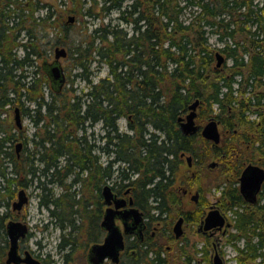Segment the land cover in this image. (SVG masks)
I'll return each instance as SVG.
<instances>
[{
	"label": "trees",
	"instance_id": "16d2710c",
	"mask_svg": "<svg viewBox=\"0 0 264 264\" xmlns=\"http://www.w3.org/2000/svg\"><path fill=\"white\" fill-rule=\"evenodd\" d=\"M65 12L98 23L76 28L63 22ZM56 45L67 48L74 70L60 90L43 66ZM217 51L230 64L216 67ZM103 67L107 74L95 79ZM195 99L198 124L215 118L227 131L218 144L181 132L178 117ZM7 105L38 126L21 158L13 146L18 132L6 133L18 130L2 117ZM187 155L195 165L227 156L233 170L246 160L264 166V0H0V199L9 204L32 183L40 196L51 195L53 217L69 228L58 244L64 264H81L80 254L100 241L107 183L118 193L129 187L146 223L163 222L164 236L170 210L182 202L176 183ZM224 183L219 200L232 219L227 241L235 260L264 264V182L253 204L237 181ZM189 218L199 222L201 212ZM125 241L120 261L106 264H170L153 237Z\"/></svg>",
	"mask_w": 264,
	"mask_h": 264
},
{
	"label": "rangeland",
	"instance_id": "374dc122",
	"mask_svg": "<svg viewBox=\"0 0 264 264\" xmlns=\"http://www.w3.org/2000/svg\"><path fill=\"white\" fill-rule=\"evenodd\" d=\"M58 1V0H57ZM54 6L57 8L64 7L63 5L57 6L54 1ZM63 9V8H61ZM116 12L110 13L109 17L114 18L116 16ZM73 15L75 20L71 23L74 27H81L83 29V25L86 27H95L98 23L97 20L91 22L83 23L81 18L71 12L64 13L63 22L70 23L68 21V17ZM85 19V18H84ZM108 16L105 17V21H107ZM66 20V21H65ZM123 25L128 31H130V25ZM81 31V29H80ZM211 42L215 43L214 37L211 38ZM53 50L50 52L48 56V60H53ZM219 52V51H217ZM22 50H18V55H21ZM222 54V53H221ZM224 57V62L226 64H230V59L227 60L226 55L222 54ZM217 58H215L216 65ZM222 63V64H223ZM61 66L65 69L67 73L71 67V61L69 56L60 59ZM222 66V65H221ZM220 66V67H221ZM218 67V68H220ZM31 72L35 71V67L30 68ZM71 73V77L74 73V70ZM107 74V69L103 67L100 71H97L95 74V79L99 76H105ZM80 86L83 87V81L80 82ZM47 99L50 98V94L48 91L45 93ZM30 102H27V106ZM29 107V106H28ZM8 111V112H7ZM5 114H2V117H5L8 122L13 120V108L8 109ZM207 122L205 119L203 122L199 123L200 126L204 125ZM21 123L23 125V131L21 133L28 140V146H32L31 137L33 133L36 131L38 126H35L29 116L25 118L22 117ZM196 123L198 124L197 120ZM15 124V123H14ZM125 120L120 119V127L124 128ZM9 127V126H8ZM40 128V127H39ZM35 130V131H34ZM96 133L100 131V124H97L94 128ZM16 131L15 128L6 132L13 133ZM219 131L221 135L220 141L224 138V134L227 133L226 130L219 123ZM17 133V131H16ZM8 145V144H7ZM9 150V147H8ZM251 157V154H249ZM227 156L218 157L212 156L207 158L205 162H202L200 165H195L192 162L191 166L187 164L186 159L184 158V164L181 166L178 181L176 183V188L178 193L181 195V204L177 206H173L170 210V215L168 217L169 230H167L164 236L162 235V227L163 222L156 224V220L151 221V232L154 231L153 238L156 242L160 243L162 248L164 249V256L170 264H188L189 257H192L193 260L189 264H214L213 256L215 251L220 255L223 264H239L235 260V250L231 243L227 241V234L232 230V226L224 227L222 230L215 232L210 235L209 233L202 232L199 230L200 222L191 221L189 217H193L196 213L201 212V219L206 215L211 205H215L226 217V220L232 224V219L230 217V212L225 210L221 201L219 200L220 191L222 187L225 185L224 181H237L240 175L241 170L247 164L248 160L243 161L240 169L233 170L231 168V163L226 160ZM104 159V158H102ZM256 162L255 160H252ZM215 163L214 166H211V163ZM250 162V161H249ZM226 165L229 167L227 168ZM264 167V166H262ZM10 167L7 168L9 171ZM29 191L31 192L30 203L28 205V212L30 213V229L32 231V235L25 241L26 245L34 252H37L40 255V258H49L52 261H55L57 264H64V260L62 258V254L66 251L65 249L61 250L58 247V244L61 242V234L68 233L69 228L65 230H61L57 224V220L53 217L52 221L55 223H51L48 225L47 229L43 228V220L39 219L40 210H42L46 214V218L48 217V213L45 209L40 207L39 205V192L40 189L35 187V183H32ZM55 194H58L61 191V188L56 186ZM196 194V199L193 196ZM54 207V206H53ZM53 209V208H52ZM182 216L184 218L182 229L183 233L179 238L174 237L173 225L177 221V219ZM147 220V219H146ZM170 233V235H169ZM170 237H169V236ZM100 241L102 240V235L100 237ZM85 239V236H83ZM79 256L81 264H88L86 262V251L82 252ZM206 257V258H205ZM76 264V263H74Z\"/></svg>",
	"mask_w": 264,
	"mask_h": 264
},
{
	"label": "water",
	"instance_id": "95a60500",
	"mask_svg": "<svg viewBox=\"0 0 264 264\" xmlns=\"http://www.w3.org/2000/svg\"><path fill=\"white\" fill-rule=\"evenodd\" d=\"M69 22L74 21V16L68 17ZM67 56V49L64 46H55L54 58L51 63L43 64L51 80L52 87L55 90H60L65 82V74L63 67L60 64V58ZM216 67H219L224 62V57L220 52H216ZM199 99H195L188 105V112L185 116L178 117L179 128L184 135H193L199 131V126L195 123L197 115V107ZM14 121L18 127L22 126L21 114L18 108L14 110ZM200 134L203 138L211 140L217 144L220 141L219 122L215 118L209 120L203 125ZM20 143L17 144V150ZM192 157H186L187 164L191 166ZM214 162L211 166H214ZM238 189L244 200L249 203L257 201V195L261 190L264 182V167L256 163H248L242 169L238 178ZM126 194L130 193L127 188ZM102 201L105 205L100 226L106 231L102 242L93 243L90 245L86 260L88 264H105L106 261L118 263L120 253L125 247L124 236L129 233H136L139 238L142 237V228L144 226L143 212L134 205L133 198L130 195L128 198L118 196L109 184L103 185L101 189ZM196 199V194L193 196ZM26 196L24 189L18 191V199L13 206H21L25 202ZM119 218L123 222V229H120L116 219ZM183 217L180 216L173 225V232L176 238L183 233L182 224ZM231 223L226 220L224 214L215 206L211 205L206 215L200 222L199 229L214 233L224 227H230ZM27 233L25 223L17 220H9L6 223V234L8 236V249L6 252V263L11 264H42L41 261L31 255L26 250L23 256L19 252V239L23 238ZM214 264H223L218 252L213 256Z\"/></svg>",
	"mask_w": 264,
	"mask_h": 264
},
{
	"label": "flooded vegetation",
	"instance_id": "af4514ba",
	"mask_svg": "<svg viewBox=\"0 0 264 264\" xmlns=\"http://www.w3.org/2000/svg\"><path fill=\"white\" fill-rule=\"evenodd\" d=\"M23 129H24L23 126L20 127V128H18V130H17V132H18L17 133V138H14L13 139V141H14V143H13L14 151L17 154V157L18 158H21L22 155H25L26 156L28 154V151L32 149V146H28V140H27V138H25L23 136V134L21 133V130L23 131ZM18 143H20V147L17 150V144ZM9 145H11V143H9ZM10 149L11 148L9 147V150ZM38 157H39V153H37L36 159H34V161L36 163H39V160L37 159ZM41 162H43V160ZM43 182H44L45 185H47V179H46L45 176H43ZM51 184L52 183L50 182L49 183V186H51ZM30 186L31 185H28L27 187H19V188L16 187L17 189L15 190V193L13 194V198H11L9 200V204H7L6 201H4L3 199L2 200L0 199V219L2 220V224L4 225L5 233H6V223L9 220H17V221H20V222H23V223L26 224V226H27V233H26V235L23 238H20L19 239V252L23 256L24 252L26 250H28L33 257L39 259L42 262V257L40 258V255L37 252L32 251L25 244L26 243L25 241H27L28 238H30L31 235H32V231L30 229L31 228L30 227V222H29L31 216H30V213L28 212V205L30 203V197L32 195L31 192L29 191ZM20 189H24L25 196H26V200H25V202H23V204L21 206L14 207L13 204L18 199V191ZM38 189H40V188H38ZM126 190H127V188L125 190H122L121 193H118L116 191H114V192L118 196H123L125 198H128L131 195V190H130V193H128V194L125 193ZM41 198H42L43 202H42V204H40V202H39V205H40V207H42L43 209L46 210V212L48 213V217L49 218H46V214L42 210H40L39 219L44 221L43 228L44 229H47L48 225H50L53 222L55 223V221H52L51 220V218H53V215H52V212H51V210L53 208V202L51 200V195H50V197L48 199L46 197V195H44L42 197L39 194V201L41 200ZM103 210H104V205H103ZM102 216H103V213H102ZM116 222H117L118 226L120 227V229H123L124 225H123L122 220L119 219V218H117L116 219ZM156 222H157L156 224H159L160 223L158 221H156ZM199 222H201V219H200ZM151 223L152 222H149V224H147L146 221H144V226L142 228V237L140 238V240L148 239L149 237H154L153 236L154 231L151 232V229L152 228H150L151 227ZM0 225H1V222H0ZM99 226H100V224H99ZM100 228L102 230V240H103V238H104V236L106 234V231L101 226H100ZM199 230H202V232H204L203 229H199ZM215 232H217V231H215ZM0 233H1V230H0ZM205 233H209L210 235L214 234V233H211L210 231H205ZM6 236H7V234H6ZM128 236L131 237V238H136L137 237V234L136 233L126 234L124 236L125 240H126V237H128ZM7 239H8V236H7ZM101 241H99V242H101ZM88 249L86 251V255H87ZM125 249H126V243H125L124 249L120 253V257H121V254L125 251ZM215 252H217V251H215ZM107 263H110V262H107ZM5 264H7L6 261H5ZM11 264H15V263H11ZM21 264H25V263L22 262Z\"/></svg>",
	"mask_w": 264,
	"mask_h": 264
},
{
	"label": "bare ground",
	"instance_id": "6f19581e",
	"mask_svg": "<svg viewBox=\"0 0 264 264\" xmlns=\"http://www.w3.org/2000/svg\"><path fill=\"white\" fill-rule=\"evenodd\" d=\"M52 61H45V62H43V64H45V63H51ZM44 66V65H43ZM218 121V120H217ZM195 123H196V121H195ZM197 124V123H196ZM198 126H199V131H201V129H202V127H203V125L202 126H200L199 124H197ZM211 141V140H210Z\"/></svg>",
	"mask_w": 264,
	"mask_h": 264
}]
</instances>
